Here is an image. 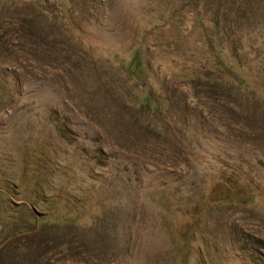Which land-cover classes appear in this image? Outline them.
Returning <instances> with one entry per match:
<instances>
[{"label": "rangeland", "instance_id": "1", "mask_svg": "<svg viewBox=\"0 0 264 264\" xmlns=\"http://www.w3.org/2000/svg\"><path fill=\"white\" fill-rule=\"evenodd\" d=\"M0 264H264V0H0Z\"/></svg>", "mask_w": 264, "mask_h": 264}, {"label": "trees", "instance_id": "2", "mask_svg": "<svg viewBox=\"0 0 264 264\" xmlns=\"http://www.w3.org/2000/svg\"><path fill=\"white\" fill-rule=\"evenodd\" d=\"M130 64V63H129ZM231 67V66H230ZM233 67V66H232ZM231 69V68H230ZM243 82V84H242ZM242 82H241V85L244 86V89L248 88L249 86V80L245 79V78H242ZM234 187H232L227 181H226V191H227V198L230 200V201H235L237 203H242L243 201H246V199H242V198H238L239 196L238 195H235L234 193H232L231 191H234L233 189ZM234 202V203H235Z\"/></svg>", "mask_w": 264, "mask_h": 264}]
</instances>
